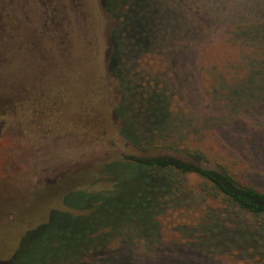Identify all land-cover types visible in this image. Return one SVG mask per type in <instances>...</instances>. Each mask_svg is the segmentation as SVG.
I'll return each instance as SVG.
<instances>
[{
    "label": "rangeland",
    "instance_id": "obj_1",
    "mask_svg": "<svg viewBox=\"0 0 264 264\" xmlns=\"http://www.w3.org/2000/svg\"><path fill=\"white\" fill-rule=\"evenodd\" d=\"M2 1L0 228L5 218L11 225L15 220L16 224H28L27 231L31 232L39 219L37 215L42 213L46 225L28 233L25 244L29 248L44 241L52 245L54 239L66 248H75L82 244L79 238L86 227L84 220L72 218L68 212L50 210L51 207H62L59 205L65 199L69 210L82 196L78 190L95 192L107 188V177L99 165L141 150L121 138L122 122L129 121V128L138 131L145 128L139 119L131 121L132 116L123 118L121 113H113L123 90L106 72V34L111 22L99 0ZM167 2L169 9H180V0ZM170 19L166 18L161 26L167 28ZM201 21L207 27L195 38L171 23L167 32L159 33L148 54L140 55L138 64L129 67L134 66L136 73L151 75L165 84L171 129L167 142L198 148L210 162L242 174L264 189V67L251 66L253 58L249 60L245 50L258 49L254 52L258 60L264 58V52L252 40L232 31L228 34L222 23L216 21L208 26V18ZM208 28L213 34L205 36ZM229 28L232 30V26ZM17 33L37 34L39 40L34 48L40 55L23 54L27 46H33L29 43L18 47V57L17 49L3 45ZM203 45L210 54L200 52L199 62L197 56L193 58L200 67L196 69L182 52L185 50L192 57L194 47L201 49ZM220 46L228 53L216 56L212 50L217 51ZM239 46L241 60L236 62ZM38 68L47 71L38 76L45 79V86L35 83ZM88 169L94 174L92 182L83 176ZM109 169L113 171L112 178L118 174L117 186L90 213L91 218L123 213L140 188L133 183L137 171L132 165L120 162ZM178 191L175 207L170 205L171 209L168 207L158 217L159 231L153 237L124 226L121 234L129 247L146 255L141 264H169L171 260L174 264H191L183 236L195 240L194 229L199 224L214 222L224 232L244 233V220L223 211L219 204L201 194L195 177L183 178ZM7 229L5 226L0 230ZM234 237L223 248L210 249L215 256L206 253L204 261L249 264L245 258L253 259L257 249L248 245L239 252L236 249L241 248L239 245L245 239Z\"/></svg>",
    "mask_w": 264,
    "mask_h": 264
},
{
    "label": "trees",
    "instance_id": "obj_2",
    "mask_svg": "<svg viewBox=\"0 0 264 264\" xmlns=\"http://www.w3.org/2000/svg\"><path fill=\"white\" fill-rule=\"evenodd\" d=\"M166 2L99 0L101 9L111 22L106 34V72L117 82L119 89L123 90L113 113H121L123 118L132 116L131 121L139 119L145 129H142L144 131L131 129L129 121L122 122L119 128L121 138L132 147H140L141 150L127 154L120 160L99 165L101 173L107 177L106 182L109 184L107 188L95 192L78 190L82 196L69 210L70 204L65 203L62 196L59 205L62 207H58L59 209L56 206L51 207L50 210L68 212L72 218L84 220L86 227L79 238L82 244L75 248L71 246L66 248L65 244L53 239L52 245L44 241L29 248L25 244V236L45 226L46 216L43 219L42 213L37 215L39 219L33 223L36 227L30 230L31 232L27 231L28 224L14 223L15 217L12 225L4 218L1 225L8 226V229L0 230V264H141L146 255L129 247L121 234L124 226L132 232L153 237L159 231L158 217L168 207L170 208V205L175 207L173 204L179 195V184L183 178L191 176L197 179V189L201 194L219 204L223 211L244 220L241 226L244 233L240 235L233 231L224 232L223 227L214 222L199 224L196 230L194 229L195 240L183 236V242L190 250V263L208 264L204 261L207 257L204 254L215 256V251L210 253L209 250L215 247L223 248L229 243L227 240L235 236L234 239L241 240V237L245 239L241 243L238 242L241 248L236 250H240L239 252L244 251L248 245L257 249L254 258L246 257L245 262L264 264V189L246 180L242 174L235 173L216 162H210L198 148L180 147L177 141L167 142L166 135L171 129L165 84L151 75L147 77L136 73L134 66L132 69L129 67L138 64L140 55L148 54L159 33L167 32L171 23H176L184 34H193V38L199 37V31L201 33L202 29L207 27L202 23V18L209 19L208 26L215 25L216 21L224 24L228 34L229 31L240 34L243 39L257 43L264 52V41L261 40L264 39L262 35L264 20L260 19V16L264 17V0H180L178 4L180 9L175 10L167 6L173 2H167L168 4ZM170 17L167 28L162 27L161 23ZM212 34L211 28L205 30V36ZM204 45L201 49L197 48L198 45L195 46L196 51L192 57L191 53L185 50L182 52L185 58L191 59L190 64L196 69L200 67L193 58L197 56L198 61L200 52L209 53ZM245 51L249 60L253 58L251 66L264 67V58L258 60L254 55L258 49L246 48ZM212 52L216 56L228 53L222 46ZM238 60H241V46L237 50L236 62ZM147 147L154 148L147 150ZM120 162L132 165L133 170L137 171L136 182H133L140 187L137 195L132 200L130 208L123 213L91 218L90 213L98 209L101 201L117 186L118 174L112 178L110 172L113 171L109 167ZM208 163L211 164L206 165ZM83 176L88 178V181H93L92 170L84 171ZM201 250L203 254L200 253ZM172 263L175 261L169 262Z\"/></svg>",
    "mask_w": 264,
    "mask_h": 264
},
{
    "label": "flooded vegetation",
    "instance_id": "obj_3",
    "mask_svg": "<svg viewBox=\"0 0 264 264\" xmlns=\"http://www.w3.org/2000/svg\"><path fill=\"white\" fill-rule=\"evenodd\" d=\"M10 0H8V2H9ZM1 2H2V4H3V1L1 0ZM0 36H3V35H1L0 34ZM38 37V35L37 34H35V33H32V34H22V33H17V34H15V35H13V37L12 38H8V40H7V42L5 43H3V45L4 46H6V47H12V48H15V50L17 51L16 52V54H17V57L18 56H20L19 54H18V47L20 46V45H22V43L25 45V46H27V43H29L30 45H33L31 48H29L28 46H27V48H25L26 49V52H24L23 54L24 55H26V54H31V52H34L35 54H36V52H37V54H38V49H35L34 48V46H35V44H36V42L39 40V38H37ZM0 40H2L3 41V39H1L0 38ZM5 41H6V39H5ZM10 49V48H9ZM15 53V52H14ZM22 54V55H23ZM38 55H40V54H38ZM36 71V78L38 79V80H36L35 81V83L37 82V84H42V85H44V83H43V80H45V79H42V78H38V76H42L43 75V73L45 74V73H47V71L46 70H44V69H42V68H38L37 70H35ZM19 72H21V70L19 71ZM46 75V74H45ZM52 75V74H51ZM50 75V76H51ZM47 78V77H46ZM34 83V84H35ZM21 84V81L19 82V85ZM33 84V85H34ZM23 85H26V84H24L23 83ZM45 86V85H44ZM31 88H32V86H31ZM23 91V93L25 94L26 93V90L25 89H22ZM33 90V89H32ZM28 92L30 93V90H28Z\"/></svg>",
    "mask_w": 264,
    "mask_h": 264
}]
</instances>
